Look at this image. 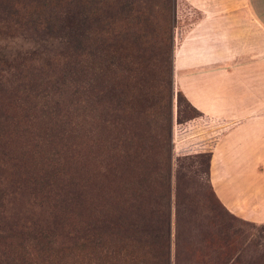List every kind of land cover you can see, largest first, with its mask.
<instances>
[{
    "label": "rangeland",
    "instance_id": "obj_1",
    "mask_svg": "<svg viewBox=\"0 0 264 264\" xmlns=\"http://www.w3.org/2000/svg\"><path fill=\"white\" fill-rule=\"evenodd\" d=\"M47 1L19 0L14 7L32 18L23 25L7 13L13 2L0 6V264H114L124 245L141 257L133 264H156L159 244L151 234L146 251L140 243L122 244L119 226L105 230L91 256L79 239L86 232H76L101 197L100 218H112L118 174L108 157L119 139L131 147V212L140 229L147 220L150 231L155 225L158 173L169 156V264H264V223L236 219L216 203L207 154L193 133L209 122L172 86L179 0H103L96 27L113 37L83 62L69 49L77 28L66 21V5ZM89 73L99 90L93 113L86 92L71 82ZM96 136L105 158L97 170L86 158ZM89 172L99 195H90Z\"/></svg>",
    "mask_w": 264,
    "mask_h": 264
},
{
    "label": "crops",
    "instance_id": "obj_2",
    "mask_svg": "<svg viewBox=\"0 0 264 264\" xmlns=\"http://www.w3.org/2000/svg\"><path fill=\"white\" fill-rule=\"evenodd\" d=\"M179 2L172 86L209 122L193 133L211 195L234 218L263 224L264 0Z\"/></svg>",
    "mask_w": 264,
    "mask_h": 264
},
{
    "label": "trees",
    "instance_id": "obj_3",
    "mask_svg": "<svg viewBox=\"0 0 264 264\" xmlns=\"http://www.w3.org/2000/svg\"><path fill=\"white\" fill-rule=\"evenodd\" d=\"M19 0H0V6L3 3H11L10 7L7 8V13L14 18V21L17 25L27 24L26 22H30L31 19L27 18V16L20 13L18 8ZM34 2L36 0H33ZM100 2L103 3V0H48L47 4L52 5L56 4L66 5L65 15L67 23L73 25L76 24L77 31L73 34V40L70 41V51L72 56H74V61L83 62L84 60H94L95 56L102 50L103 48L107 47L110 43L112 34H110L107 30H97V25H100V13H99V4ZM13 8V9H12ZM123 8V7H122ZM40 16V14H38ZM28 19V20H25ZM38 18H36L37 20ZM26 21V22H25ZM43 21V20H42ZM33 22V21H32ZM106 34L107 36H105ZM115 35L114 37H116ZM11 67H9L10 69ZM9 71H7L8 73ZM17 70L13 67V74L12 76L16 75ZM95 77L93 75L86 74L85 78L81 82H76L71 79V82L78 86L76 89H81L83 92H86L87 97H89L88 104H89V112L93 113L96 109V102H94L95 96H98L99 90L95 84ZM3 88H1V91ZM178 97L182 99V101L196 113L199 117L200 115L192 109L182 98V96L177 93ZM73 125V124H72ZM77 127V126H76ZM72 130H76L72 127ZM58 134V133H57ZM101 138L96 136L94 140L91 141V144L88 146L86 158L87 162L97 168L100 167L101 163L104 160V143H101ZM112 144V143H111ZM110 144V151H112L113 155H109V159H111V163L113 162L115 167V171L118 174V180L116 184V191L118 194V203L117 206L112 209V218L111 220L105 216L100 218L102 214V204L101 198L95 201L93 207L87 211V215L85 218L84 225H78L76 227L77 233H84L86 232V236H82L79 239L87 243L89 249L91 250L88 254L93 256L95 254V250L101 249L103 244V234L105 230L108 229H116V226L123 230L124 236L122 240V244L126 242L129 245V249L134 247V244L140 243L143 247L148 251L150 249V245L146 242L149 239L151 234V238L155 239L156 242L159 244V251L156 253V257L154 261L156 264H169V257H168V244H167V233H168V181H169V171H170V164H169V156L168 159L166 158V162L164 165V172L158 173L159 175V182H158V191H157V200L158 204L156 210L152 213L156 214L154 219V227L151 230L149 226H147V221L143 224V228H138V225L135 224V220L132 217L131 208L133 207V200H134V189H133V182H132V165H131V147L129 142L125 139L117 140L114 145ZM114 146V147H112ZM111 156V157H110ZM162 165V166H163ZM158 170H161V165L158 164ZM92 173H87V181L91 184L92 188L95 189V192L90 195L96 196L99 195V187L96 181V174L91 175ZM44 179L35 180V184L41 185ZM42 186V185H41ZM90 186V187H91ZM93 191V190H91ZM90 197V196H89ZM100 205V208H99ZM157 223H160L157 224ZM112 226V227H111ZM152 232V233H151ZM134 233H140L138 235H134ZM155 233V234H154ZM160 238V241L159 239ZM124 241V242H123ZM126 246V245H124ZM124 246L119 248V251L115 252L118 256V259L113 258L114 264H133L134 262H140L141 257L137 251H133V249L128 252L124 248ZM103 252V251H101ZM109 254L107 252L104 253V259L107 258ZM94 264V263H93Z\"/></svg>",
    "mask_w": 264,
    "mask_h": 264
}]
</instances>
